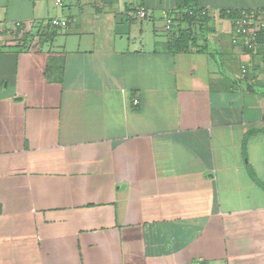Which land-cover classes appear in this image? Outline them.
I'll use <instances>...</instances> for the list:
<instances>
[{
  "label": "crops",
  "instance_id": "0c3cea01",
  "mask_svg": "<svg viewBox=\"0 0 264 264\" xmlns=\"http://www.w3.org/2000/svg\"><path fill=\"white\" fill-rule=\"evenodd\" d=\"M194 1L0 0V264H264V0Z\"/></svg>",
  "mask_w": 264,
  "mask_h": 264
},
{
  "label": "trees",
  "instance_id": "16d2710c",
  "mask_svg": "<svg viewBox=\"0 0 264 264\" xmlns=\"http://www.w3.org/2000/svg\"><path fill=\"white\" fill-rule=\"evenodd\" d=\"M179 12L176 14L177 20L180 23H183V26H177L176 32H174L169 40L166 43L167 51L169 52H176L182 51L186 52L191 48V45L194 42V33H193V26L195 23L200 25L206 24L207 22V14L205 9L198 6V4L194 0H179ZM202 11H205L202 13ZM230 18H235L238 15V11H229L227 12ZM176 17H173V21ZM17 34V31L15 32ZM30 37V34L24 33L23 36L18 37V44L19 49L22 48H31L32 46L37 45L39 42L44 40L47 37H51V33H44L39 35V40L37 43H33V39L29 38L30 40H26L27 37ZM264 31H259L256 34L257 42H261L264 40ZM30 44H29V43Z\"/></svg>",
  "mask_w": 264,
  "mask_h": 264
},
{
  "label": "built area",
  "instance_id": "2783aa9c",
  "mask_svg": "<svg viewBox=\"0 0 264 264\" xmlns=\"http://www.w3.org/2000/svg\"><path fill=\"white\" fill-rule=\"evenodd\" d=\"M56 4H61V0H54ZM205 11H202L204 13ZM229 12V11H227ZM137 15L140 18H146L147 17V10L145 7L140 6L137 9ZM173 16H168L165 19L164 27L167 31L172 30L173 26ZM254 13L250 10H240L238 11V15L232 19V36H231V42L233 44L238 43L239 37H244L245 47L249 50H252L256 47L258 44L256 39L257 29L254 28ZM50 26L54 28L58 27H66L68 24V20L66 18H60V17H54L49 20ZM20 23H16V26H19ZM246 65L241 64L240 65V71L241 75L243 76L246 73ZM138 103V99H133V105H136ZM200 264V263H197Z\"/></svg>",
  "mask_w": 264,
  "mask_h": 264
}]
</instances>
